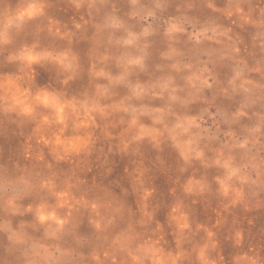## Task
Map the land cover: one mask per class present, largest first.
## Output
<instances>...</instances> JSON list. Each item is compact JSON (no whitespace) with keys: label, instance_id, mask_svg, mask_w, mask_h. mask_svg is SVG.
Here are the masks:
<instances>
[{"label":"clouds","instance_id":"1","mask_svg":"<svg viewBox=\"0 0 264 264\" xmlns=\"http://www.w3.org/2000/svg\"><path fill=\"white\" fill-rule=\"evenodd\" d=\"M0 264H264V0H0Z\"/></svg>","mask_w":264,"mask_h":264}]
</instances>
